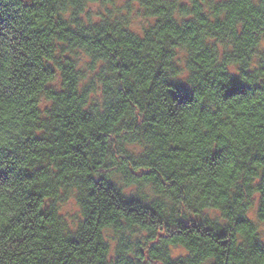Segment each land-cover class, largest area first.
Here are the masks:
<instances>
[{
	"label": "clouds",
	"instance_id": "1",
	"mask_svg": "<svg viewBox=\"0 0 264 264\" xmlns=\"http://www.w3.org/2000/svg\"><path fill=\"white\" fill-rule=\"evenodd\" d=\"M0 149V264H264V0H0Z\"/></svg>",
	"mask_w": 264,
	"mask_h": 264
},
{
	"label": "trees",
	"instance_id": "2",
	"mask_svg": "<svg viewBox=\"0 0 264 264\" xmlns=\"http://www.w3.org/2000/svg\"><path fill=\"white\" fill-rule=\"evenodd\" d=\"M25 6L27 7L28 4L26 3ZM156 75L160 76L161 73L159 71H157ZM150 83H151V81H149V84ZM166 83L171 85L175 89L174 95L179 96L181 94H190V90L187 89V86L182 84V82L179 81V80H167ZM96 143L99 144L100 142L97 141ZM7 155H12V153H7ZM4 156H5L4 150L0 149V157H4ZM89 172L91 174V170H89ZM2 176H4V173L0 172V177H2ZM97 183H99V181H97ZM46 221H47V217L46 216L41 215L39 217V223L36 226L37 230L33 231V237L35 239H37V241H39L41 236H46L47 235L46 229H47L48 225H47ZM29 227H31V225ZM220 243H221V245H223L224 241L221 240ZM257 243H259V242H257ZM140 254L141 255L143 254V250H141ZM68 255L71 256L72 253H69Z\"/></svg>",
	"mask_w": 264,
	"mask_h": 264
}]
</instances>
